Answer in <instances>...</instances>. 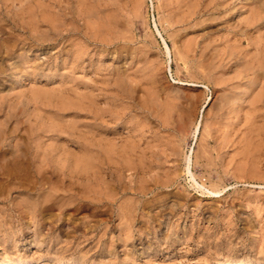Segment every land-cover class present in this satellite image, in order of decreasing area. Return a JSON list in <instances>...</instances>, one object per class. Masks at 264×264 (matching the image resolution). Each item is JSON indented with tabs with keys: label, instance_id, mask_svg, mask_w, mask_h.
I'll return each instance as SVG.
<instances>
[{
	"label": "rangeland",
	"instance_id": "1",
	"mask_svg": "<svg viewBox=\"0 0 264 264\" xmlns=\"http://www.w3.org/2000/svg\"><path fill=\"white\" fill-rule=\"evenodd\" d=\"M7 261L264 264V0H0Z\"/></svg>",
	"mask_w": 264,
	"mask_h": 264
},
{
	"label": "bare ground",
	"instance_id": "2",
	"mask_svg": "<svg viewBox=\"0 0 264 264\" xmlns=\"http://www.w3.org/2000/svg\"><path fill=\"white\" fill-rule=\"evenodd\" d=\"M21 2V1H20ZM18 3V2H17ZM196 6V5H195ZM208 6V5H207ZM197 7V6H196ZM209 7V6H208ZM25 8V7H24ZM211 8V7H210ZM234 8V7H233ZM199 9V8H198ZM220 9V8H219ZM206 10V9H205ZM209 10V9H208ZM253 10V9H252ZM197 11V10H196ZM221 11V10H220ZM254 11V10H253ZM204 12V11H203ZM169 13V12H168ZM214 13V12H213ZM196 14V13H195ZM215 14V13H214ZM197 15V14H196ZM257 17V16H256ZM191 18V17H190ZM257 19V18H256ZM253 22V21H252ZM253 26V25H252ZM244 28V27H243ZM253 28V27H252ZM260 29V28H259ZM245 30V29H244ZM248 30V29H247ZM252 30V29H251ZM255 30H257V29H255ZM241 31V30H240ZM248 32V31H247ZM256 32V31H255ZM241 33V32H240ZM245 35V34H244ZM262 35V34H261ZM261 37V36H260ZM255 39V38H254ZM239 63V62H238ZM237 63V64H238ZM242 63V62H241ZM241 66V65H240ZM246 70V69H245ZM250 71V70H249ZM239 73V72H238ZM238 85V84H237ZM236 87V86H235ZM239 89H241V87L239 88ZM239 94H242V93H239ZM240 96V95H239ZM229 100L230 99H227L226 101H225V105H226V103H228L229 102ZM223 110V109H222ZM223 117V116H222ZM100 135H102V136H104L103 135V132H101V134ZM102 136H100V137H102ZM105 136H106V134H105ZM99 137V138H100ZM98 138V139H99ZM104 138V137H103ZM106 138H108V137H106ZM102 139V138H101ZM102 140H104V139H102ZM101 140V141H102ZM106 140V139H105ZM107 143H108V141H107ZM128 143V142H127ZM106 144V143H105ZM104 144V145H105ZM114 144V143H113ZM128 145V144H127ZM116 146V145H115ZM122 147V146H121ZM128 147V146H127ZM133 147V146H132ZM90 148V147H89ZM135 147H133V149H134ZM87 149V148H86ZM119 149V148H118ZM129 149H131V148H129ZM132 149V150H133ZM123 150V149H122ZM126 150V149H125ZM90 151V150H89ZM120 151V150H119ZM129 151V150H128ZM15 151H13V153H14ZM91 152V151H90ZM101 152V151H100ZM126 152V151H125ZM119 153V152H118ZM88 154H90V153H88ZM125 154V153H124ZM130 154V153H129ZM85 155V154H84ZM99 155V154H98ZM80 156V155H79ZM108 156V155H107ZM113 156V155H112ZM126 156H127V154H126ZM87 157V156H86ZM100 157V156H99ZM109 157H110V155H109ZM79 158V157H78ZM83 158V157H82ZM107 158V157H106ZM111 158V157H110ZM116 158V157H115ZM130 158V157H129ZM76 159V158H75ZM187 159H188V157H187ZM100 160V159H99ZM124 160V159H123ZM125 160H126V158H125ZM130 160H131V158H130ZM130 160H128V161H130ZM189 161V165L187 166L188 167V171L190 172V174L192 173L193 174V172H192V170H191V167H190V164H192V162L190 163V161H191V159L189 158L188 159ZM200 160V159H199ZM73 161V160H72ZM75 161V160H74ZM84 161V160H83ZM102 161V160H101ZM113 161H115V160H113ZM134 161V160H133ZM89 162V161H88ZM96 162V161H95ZM99 162V161H98ZM71 163V162H70ZM100 163V162H99ZM73 164V163H72ZM75 164V163H74ZM91 164V163H90ZM79 165H81V164H79ZM129 165V164H128ZM82 166V165H81ZM134 166V165H133ZM76 167V166H75ZM100 167H102V166H100ZM100 167H99V169H100ZM76 168H78V167H76ZM131 168V167H130ZM142 168V167H141ZM140 168V169H141ZM102 169V168H101ZM139 169V170H140ZM102 171V170H101ZM141 171H143V170H141ZM194 178V177H193ZM195 181V180H194ZM138 191V190H137ZM218 191V190H217ZM212 193H216V192H214V191H211ZM28 200H30V199H28ZM64 202H65V200H64ZM64 202H63V204H64ZM59 204H62V202H58ZM67 203V202H66ZM65 203V204H66ZM28 206V205H27ZM34 206V205H33ZM60 206V205H59ZM65 206V205H64ZM44 207V206H43ZM42 207V208H43ZM63 207V206H62ZM14 262H15V260H14ZM14 262H11V261H7V262H3V263H1V264H13ZM22 262V261H21ZM24 262V261H23ZM26 262V261H25ZM27 263V262H26ZM239 263V262H238ZM16 264V263H15ZM29 264V263H28ZM33 264V263H32ZM35 264V263H34ZM38 264V263H37Z\"/></svg>",
	"mask_w": 264,
	"mask_h": 264
}]
</instances>
